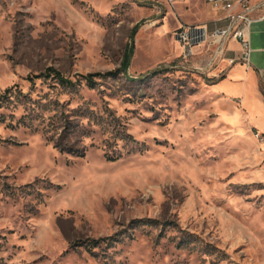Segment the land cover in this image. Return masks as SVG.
Returning a JSON list of instances; mask_svg holds the SVG:
<instances>
[{"label": "rangeland", "instance_id": "374dc122", "mask_svg": "<svg viewBox=\"0 0 264 264\" xmlns=\"http://www.w3.org/2000/svg\"><path fill=\"white\" fill-rule=\"evenodd\" d=\"M178 5L0 0V264H264V134Z\"/></svg>", "mask_w": 264, "mask_h": 264}, {"label": "crops", "instance_id": "0c3cea01", "mask_svg": "<svg viewBox=\"0 0 264 264\" xmlns=\"http://www.w3.org/2000/svg\"><path fill=\"white\" fill-rule=\"evenodd\" d=\"M253 2L259 4V7L254 12L257 19L248 33L253 47L249 66L244 63H229V57H236L241 53V44L236 40L227 43L224 57L217 59L211 66L208 62L213 55L214 47L208 45L206 40L196 44L193 54L187 57L191 58L194 66L206 69L209 76L217 78L211 80V83L216 87L219 95L231 100L240 98L253 126L264 134V0ZM193 5L199 13L189 17L191 20H185L183 13ZM178 6V27L185 24L212 29L224 23L222 20L224 13L212 9L207 0H183Z\"/></svg>", "mask_w": 264, "mask_h": 264}, {"label": "built area", "instance_id": "2783aa9c", "mask_svg": "<svg viewBox=\"0 0 264 264\" xmlns=\"http://www.w3.org/2000/svg\"><path fill=\"white\" fill-rule=\"evenodd\" d=\"M174 12L175 6L183 0H164ZM254 0H207L212 9L224 13L223 24H218L212 29L200 25L181 24L176 35L184 48V55L193 54L196 44L206 40L208 45L213 46V55L208 62L211 66L217 59L225 55L226 45L230 40H236L241 44V53L236 57H229V63L251 64L253 47L248 33L257 17L254 12L259 4H254Z\"/></svg>", "mask_w": 264, "mask_h": 264}, {"label": "trees", "instance_id": "16d2710c", "mask_svg": "<svg viewBox=\"0 0 264 264\" xmlns=\"http://www.w3.org/2000/svg\"><path fill=\"white\" fill-rule=\"evenodd\" d=\"M133 50H134V46L133 45H130L129 48L125 51V53H124V55H125V58H124V60H125L124 61L125 62V66L123 67V69H120L119 72L124 73L125 70L127 69V67L129 66L131 56L133 55ZM51 71H53V73H54L55 77L57 78V80L59 82H61V84H63L64 86H70V87H72L74 85V83L71 80H69L68 78H66L59 70H57L55 68H51ZM158 72H159V70H155L152 73L153 74H157ZM92 76H94V75L89 74L87 76L88 77L87 79L89 80V82H92V78H90ZM3 97H4V94L3 95L0 94V99L3 98ZM58 145L61 146V148H63V149H65V148L70 149V150L73 149V147H71L69 145H66L65 143H58ZM107 156H108L109 159L115 158L114 156H111V155H107ZM101 241H103V240H101ZM91 245H92L93 248H95V246H100L101 244H100V242L98 240L93 239L91 241L90 246Z\"/></svg>", "mask_w": 264, "mask_h": 264}]
</instances>
